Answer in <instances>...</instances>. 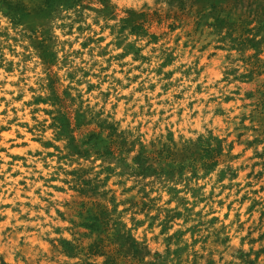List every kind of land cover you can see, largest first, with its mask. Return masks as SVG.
I'll return each instance as SVG.
<instances>
[{"label":"rangeland","instance_id":"1","mask_svg":"<svg viewBox=\"0 0 264 264\" xmlns=\"http://www.w3.org/2000/svg\"><path fill=\"white\" fill-rule=\"evenodd\" d=\"M0 89V264H264V0H0Z\"/></svg>","mask_w":264,"mask_h":264},{"label":"bare ground","instance_id":"2","mask_svg":"<svg viewBox=\"0 0 264 264\" xmlns=\"http://www.w3.org/2000/svg\"><path fill=\"white\" fill-rule=\"evenodd\" d=\"M13 67H15V66H13ZM18 71V70H17ZM2 72V71H1ZM13 72H14V70H13ZM19 73V72H18ZM13 74V73H12ZM6 75V74H5ZM9 75H11V74H9ZM16 75H18V74H13V75H11V77H13V78H15L16 79ZM8 78V77H7ZM19 78H20V76H19ZM2 79V78H1ZM8 80V79H7ZM12 80V79H11ZM18 80V79H17ZM20 80V79H19ZM9 83V82H8ZM20 84H21V82H19ZM33 83V82H32ZM3 84V83H2ZM11 84V83H10ZM14 84H15V82H14ZM23 86V85H22ZM1 90V89H0ZM8 91H9V89H8ZM15 93V92H14ZM17 98V97H16ZM10 100V99H9ZM11 102V101H10ZM23 114V113H22ZM27 114V117L29 118L30 116L28 115L29 113L27 112L26 113ZM2 117V116H1ZM2 120H1V118H0V122H1ZM34 123V122H33ZM1 127V126H0ZM49 132V131H48ZM23 134L28 138L29 137V134L26 132V131H23ZM36 134V133H35ZM3 138H5V137H3ZM5 140V139H4ZM7 140H8V138H7ZM0 147H5V148H10L9 147V144H7V142H5V141H0ZM1 149V148H0ZM3 150V149H2ZM48 151V150H47ZM10 153V152H9ZM25 153V152H24ZM47 154V153H46ZM18 156V155H17ZM22 156V155H21ZM29 157V156H28ZM21 158V157H20ZM30 160V159H29ZM20 161V160H19ZM23 162V161H22ZM25 162V161H24ZM3 167H6V164L5 165H3ZM22 166H21V163L20 162H18V165H17V168L18 169H22L21 168ZM17 170V169H16ZM33 183V182H32ZM33 185V184H32ZM38 187V186H37ZM12 188V187H11ZM14 188V187H13ZM31 188V187H30ZM35 191V190H34ZM31 192V191H30ZM17 194L18 195H20V191L18 190L17 191ZM17 196V195H16ZM18 198V197H17ZM233 224V223H232ZM31 240V243H34V242H36V240H37V238L35 237V238H31L30 239Z\"/></svg>","mask_w":264,"mask_h":264}]
</instances>
